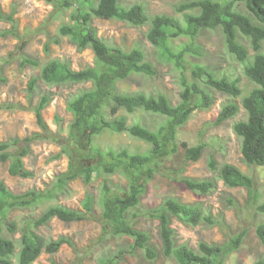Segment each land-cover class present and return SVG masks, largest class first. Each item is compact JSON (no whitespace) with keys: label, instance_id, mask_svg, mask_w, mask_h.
Returning <instances> with one entry per match:
<instances>
[{"label":"trees","instance_id":"obj_1","mask_svg":"<svg viewBox=\"0 0 264 264\" xmlns=\"http://www.w3.org/2000/svg\"><path fill=\"white\" fill-rule=\"evenodd\" d=\"M53 4L56 0H47ZM58 5L63 9L73 8L71 14L72 24L63 25L59 29L62 37L69 38L80 51L91 49L95 54L96 64L84 70H73L68 62L60 59H52L42 65L32 58L20 59V66L39 69L38 76H34L28 83V93L36 92L38 85L45 84L49 87H61L65 85L91 84L92 88L82 90L67 102V108L73 115L70 126L71 136H83L87 145L93 143V138L109 129L115 133L129 134L131 137L141 140L151 146L145 154H130L123 152H108L113 163L103 166H85L79 169L75 162L74 151L68 149L56 155L60 158L66 154L69 160L68 171L57 180L59 191H64L68 183L83 177L85 184H90L92 174L103 167L108 174L117 171L128 180V187L121 192L104 188L100 198L103 222V234L100 237L104 241L108 235L115 237H129L133 241L132 250H142L146 258L155 261L159 252L152 244V237L148 232L133 226L130 217L140 218L136 210L140 206L141 195L145 191L144 177L152 175V165L156 159L171 147L178 151L179 147L184 151L187 163L197 162L201 159L205 145L190 146L186 142L178 143L176 140L178 129L184 127L197 109H209L214 104V96L209 89L228 95L234 99L242 96L239 87L240 80L227 76L217 78L205 68L193 70L196 80L190 81L186 76L187 57L200 54V47L195 45V40L203 30L220 29L224 35L229 54L244 66V74L255 85L246 97L242 99V107L247 113V119L234 124V132L241 139V153L248 167H264V0H195L179 5L178 13L183 15V20L168 16H150L147 7L137 3L130 8H121L119 0H60ZM244 5L249 14L238 11L237 6ZM93 19L114 20L127 23L133 27L149 26L147 40L155 47L159 57L180 71L179 83L181 87L180 103L172 105L164 94L147 96L143 92L120 93L116 89L119 81L128 79L131 75L139 74L154 78L158 75L156 67L147 60L146 53L140 48L124 51L121 48L110 47L98 36V31L92 26ZM0 20L14 22V13L5 16L0 12ZM12 31L0 32V37H7ZM243 36L249 40L255 52L250 55L249 50L240 41ZM189 38L190 44L174 50L172 42L179 38ZM58 43V40H55ZM25 47L20 45L18 50ZM49 52L50 43L44 48ZM3 60V64L12 61ZM3 67L0 66V81L6 82L2 76ZM51 93H44L34 107L36 122L41 133L33 134L23 140L13 139L0 142V164L10 162L9 172L12 176L22 178L33 177L34 174L27 171L24 158L30 153L29 146L35 141L53 139L49 126L44 120V111L52 102ZM4 109L0 106V110ZM157 114L166 119V122L158 132H152L141 125H129L125 116H118L120 112L133 114L136 110ZM240 107L231 102L224 106L215 121L217 126L233 119L239 113ZM115 117L110 120L107 116ZM59 120V117H56ZM23 144V146H21ZM76 152V151H75ZM103 157V154H99ZM210 170L216 174L214 178L194 180L182 178V184L190 191L208 196L217 189V180L222 181L228 188H246L248 202L253 205L256 213L264 216V201L256 187L252 177L243 173L238 167L231 164L219 165L213 158L209 161ZM46 196L43 193L29 191L24 194L13 193L7 185L0 181V264H13L16 254V243L5 236V231L10 234L21 232L20 251L18 264H33L43 253L57 254L64 245H68L79 252L75 243L67 238L60 237L57 240H45L34 231L48 225L57 219L65 223L85 221L95 218L96 200L93 195L87 194L82 204V210H73L64 206H51L42 215L26 227H19L16 221L9 219V212L16 209L31 208L42 202ZM228 204L235 207V201L228 199ZM145 216L153 218L160 223V237L162 240V254L166 258H173L178 264H225L226 258L237 250L243 239L241 236L228 241L226 245L208 244L201 242L198 250L188 245H177L176 231L172 227L173 218L187 226L197 227L201 224L209 227L227 229L226 223L221 218H216L210 209L202 204H186L174 198L166 199L163 204L148 210ZM255 234L264 246V223H258ZM133 251V252H134ZM121 254V253H119ZM117 256L104 257L100 264H116ZM254 264H264V256L256 260Z\"/></svg>","mask_w":264,"mask_h":264},{"label":"rangeland","instance_id":"obj_2","mask_svg":"<svg viewBox=\"0 0 264 264\" xmlns=\"http://www.w3.org/2000/svg\"><path fill=\"white\" fill-rule=\"evenodd\" d=\"M59 1L51 4L47 0H0V12L5 16L14 13V22L0 20V32L12 31L7 37H0V66L3 67L2 76L6 80L0 81V106L4 108L0 110V142L16 138L23 140L42 132L37 125L33 109L44 93H51L53 96L52 102L44 111V120L49 126L51 137L58 139L57 142L50 138L30 144V153L24 158V165L27 171L34 174L33 177L12 176L9 172L10 162L0 164V181H3L13 193L20 195L36 191L46 196L42 202L31 208L10 211L9 219L16 221L19 227H26L51 206L82 210L87 194L93 195L96 200L95 218L71 223L54 219L48 225L34 231L45 240L67 237L75 243L79 252L64 245L57 254L43 253L33 264H100L101 258L111 256L118 257L116 264H178L175 259L166 258L162 254L159 221L144 215L148 210L160 207L168 198L186 204H202L206 209H210L216 218L224 220L227 226L225 231L218 226L209 227L204 224L191 227L173 218L172 227L176 231L177 245L186 244L198 250L201 242L226 245L231 239L243 234L239 248L226 258L225 264H254L264 256V246L255 234V227L258 223H264V216L256 213L253 205L248 202L247 189L228 188L222 181L217 180L216 191L211 195L201 196L188 190L181 182L185 177L194 180L214 178L216 174L209 168V161L213 158L219 165H234L252 177L261 200L264 201V167L246 165L241 153V139L233 129L235 123L247 119V113L241 105L242 99L256 88V85L244 74V66L229 54L220 29L200 32L195 40V45L201 49L200 54L187 57L185 74L190 81H194L196 77L193 70L201 67L212 72L217 78L223 76L238 78L242 96L234 99L209 89L214 96V104L207 110L197 109L189 122L178 129L176 137L179 144L182 142L190 146L204 144L201 159L187 163L182 148L173 151L168 147L153 163L152 175L142 180L145 183V191L136 210L140 218L129 216L135 228L151 235L152 244L159 252V257L155 261H150L142 250H132L133 241L129 237L108 235L104 241L100 239L103 234V222L100 220L103 209L100 198L104 188L121 192L128 187V180L122 173L117 171L108 175L101 167L92 174L90 184H85L83 177H80L69 182L64 191H59L57 180L68 171L69 160L66 154L57 159L54 157L64 153L63 151L73 150L75 162L81 169L99 163L103 166L113 163L114 160L108 156L111 150L116 153L126 151L130 154H145L151 149L149 144L129 134H118L109 129L95 136L90 146L86 144L83 136L77 135L76 138L71 136L70 126L74 118L67 108V102L78 92L92 88L90 83L61 87H49L40 83L36 92L29 95L28 83L32 77L38 76L39 69L29 66L22 68L20 59L29 57L42 65L52 59H60L68 62L76 71L94 67L96 64L95 54L91 49L80 51L69 38L60 36V27L72 24L71 14L74 9H62L58 5ZM191 1L195 0H119V6L130 8L142 3L147 7L150 16L168 15L183 20V15L178 13L176 8ZM94 2L97 3L98 0ZM237 9L249 14L244 5H238ZM92 26L97 29L98 36L103 42L110 47L121 48L124 51H131L137 47L142 49L147 60L158 71L154 78L135 74L119 81L116 84L118 92H143L147 96L164 94L172 105L177 106L180 103V71L172 63L160 58L155 47L149 43L146 37L149 26L137 28L124 22L102 19H93ZM55 40H58V43H55ZM239 41L247 47L251 56L255 55L248 39L240 35ZM190 42L189 38L182 37L174 40L172 46L177 51ZM24 43L25 47L19 51V46ZM47 43H50L49 52L44 50ZM11 54L12 61L3 64V60H9ZM231 102L239 105L238 115L217 126L215 121L222 108ZM119 116H125L129 125L138 124L152 132H158L166 122L164 117L140 109L133 114L123 111L116 117ZM56 117H59V120ZM107 118L112 120L115 117L108 114ZM100 153L104 156L101 157ZM228 199L234 200L236 206L231 207ZM5 236L16 243L13 264H18L21 232L10 234L5 231Z\"/></svg>","mask_w":264,"mask_h":264},{"label":"clouds","instance_id":"obj_3","mask_svg":"<svg viewBox=\"0 0 264 264\" xmlns=\"http://www.w3.org/2000/svg\"><path fill=\"white\" fill-rule=\"evenodd\" d=\"M242 105V104H241Z\"/></svg>","mask_w":264,"mask_h":264}]
</instances>
